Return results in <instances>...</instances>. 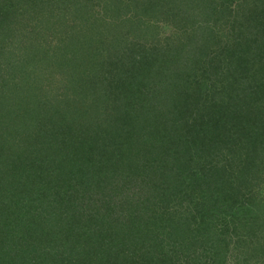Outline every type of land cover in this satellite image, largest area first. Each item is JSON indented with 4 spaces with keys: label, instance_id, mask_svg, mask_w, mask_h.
I'll list each match as a JSON object with an SVG mask.
<instances>
[{
    "label": "trees",
    "instance_id": "1",
    "mask_svg": "<svg viewBox=\"0 0 264 264\" xmlns=\"http://www.w3.org/2000/svg\"><path fill=\"white\" fill-rule=\"evenodd\" d=\"M0 53V264H264V0H0ZM137 65L168 95L150 149L71 104Z\"/></svg>",
    "mask_w": 264,
    "mask_h": 264
},
{
    "label": "rangeland",
    "instance_id": "2",
    "mask_svg": "<svg viewBox=\"0 0 264 264\" xmlns=\"http://www.w3.org/2000/svg\"><path fill=\"white\" fill-rule=\"evenodd\" d=\"M234 6L235 5H233V7ZM161 7H160V9H161ZM172 8H173V4H169L168 6L166 4V6L164 7L165 15L162 19L167 20L169 18V16H171V14L173 12ZM174 12H176V11L174 10ZM166 13L169 16L166 15ZM169 19H171V18H169ZM166 20H161L160 24H159L160 29L156 30L157 35H158V39L159 38L161 39L162 35L169 33L171 30L170 28H168V26L165 25ZM137 41H139V40H137ZM167 44L168 43L166 41L162 43V45H166V48H167ZM44 46L48 47V44L45 43ZM138 47L140 49L144 50L145 46H143V40H142V45H140L138 43ZM102 50L103 49H101L99 51H102ZM188 51H189V49H188ZM1 56L2 55L0 53V57ZM183 57L184 56H182L180 58H183ZM115 59H116L115 68H117L119 70L123 69L121 71V75H122L123 73H125L124 70L126 68L125 65L123 64L124 61L121 59V55ZM100 66H102V65H100ZM85 68L88 71V68L87 67H85ZM93 70L96 71V74L94 76L95 77L94 82L88 83V79L85 76L86 74L83 72L82 80H84V81L80 85L81 90L78 91V95L76 97H73V101L71 102V104H73L72 107L77 109V110H83L84 111L85 108H88L90 106H92V108L93 107L95 108L91 111V115H90L89 119L88 118H82V119L85 120L86 122H90V121H92V123L97 122L96 119L98 117V113H95V111H99L100 108H101V110H103L105 108H110L112 111V114L107 116L106 119H109V120H108V125H106V126L108 127V129L112 130L116 126L114 124L110 125V123H112L111 122L112 117H115L117 120L120 119L117 122V126H120L118 128V130H121V132L119 133V135H120L119 137L122 138V141H124V139L132 141L133 138H131V136L135 134L134 131H139V129L143 128L142 126H145L147 128L152 127V129H151L152 131H150V130L141 131L143 138H141L138 134H136L134 136L137 139V141L134 142L136 145L146 143L149 146V147H144L142 144V145H140L141 149H142V147L144 149L145 148L150 149V147L152 148L156 144V142L162 141L163 138L161 136V131H159V132L155 131V129H160L157 127V120L156 119H159L157 117H159L162 114V112L160 110L161 98H163V100L168 99L167 94H165V93L162 94L163 89H162V85L160 84V82H162V80H163L162 77H159L155 80L150 75L151 69H146L144 66L141 67V66L137 65L130 72L128 71L129 73L125 77L121 78L122 81L120 83H119V80L115 81V83H114L116 75H114V77L111 78L112 75L114 74L112 70L109 73L103 72V69L99 66L97 69L94 68ZM1 76H2V72L0 73V84L5 82V80L7 78V74L5 75L4 79H2V80H1ZM96 79H97V81H96ZM92 81H93V79H92ZM156 83H157V85H156ZM106 92H109L110 95L112 94V97L107 98V102H104L103 95ZM173 98L174 97H170V99H173ZM123 113L128 114L129 121H128L127 125H125L123 120L120 117H118V115H121ZM137 114L139 115V118L136 117L134 119L133 116H135ZM132 119H134V122H131ZM128 125H129V128H127ZM87 126L92 130L91 134L95 135V132H96L95 129L93 130L90 127V125H88V124H87ZM107 127L105 129H107ZM85 129H87V127H85ZM103 135H105V134H103ZM153 135L158 137V138L154 139ZM244 180H246V181L251 180L253 182L252 174H251V177L246 176L245 178L239 179V181H241V182ZM134 181H137V180L135 179ZM115 183L119 184V185L114 186V188H112V189H115L117 187H122L120 185L121 183H119L117 181ZM141 183H143V182L141 181L138 184V186H141L142 185ZM136 184H137V182L134 183L132 188L130 189V191H128V193H130V195L132 194L134 196V194H140L141 192H143V190H140L139 187L135 186ZM54 187H55V185L53 187H51L52 190L49 191L50 195L52 194L53 198L56 196V195H53V192L56 194V190H55L56 188H54ZM125 187L127 188V186H125ZM254 189H252V191L249 193V195H248L249 197H251L252 195H255L253 192ZM144 192H145V190H144ZM258 192H260V191L257 190V192H256L257 195H258ZM258 200L264 201V197H260V198H258ZM131 204L133 205L134 208L136 207V205L139 207L135 210V216H139V214L144 209H142L140 207V205L137 204V201H135V200ZM159 204L157 206H160ZM121 213L126 214V212H124V211L117 212L115 214L113 212V216L114 215H116L115 217L119 216L123 220L126 221V219H124L122 216L119 215ZM132 213H131V215H132ZM176 215H177V213H176Z\"/></svg>",
    "mask_w": 264,
    "mask_h": 264
}]
</instances>
